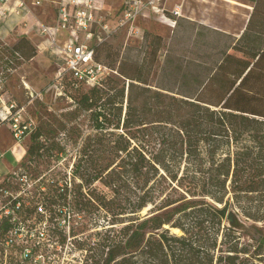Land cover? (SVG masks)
Here are the masks:
<instances>
[{"label": "trees", "instance_id": "16d2710c", "mask_svg": "<svg viewBox=\"0 0 264 264\" xmlns=\"http://www.w3.org/2000/svg\"><path fill=\"white\" fill-rule=\"evenodd\" d=\"M248 1L243 30L218 57L170 70L167 57L162 76L172 85L150 80L160 34L145 31L146 60L118 65L107 42L94 44L116 73L71 95L91 129L72 169L82 186L51 182L52 198L39 201L51 221L55 206L68 207V235L82 228V264H264V0ZM6 49L23 60L37 53L26 36ZM44 134L36 126L25 154H42ZM59 226L52 232L64 245ZM249 226L258 236L244 240Z\"/></svg>", "mask_w": 264, "mask_h": 264}, {"label": "rangeland", "instance_id": "374dc122", "mask_svg": "<svg viewBox=\"0 0 264 264\" xmlns=\"http://www.w3.org/2000/svg\"><path fill=\"white\" fill-rule=\"evenodd\" d=\"M176 1L181 4L185 2L184 13L190 19L184 17L183 20L178 24L175 23L172 27L159 16H152L147 23L145 18H141L140 21L136 20V34L128 35L125 28H120L104 40L111 46L112 51L118 53V60L114 61L115 65L119 64L121 58L133 61L146 60L147 54L150 55L148 43L151 37L145 31L160 34L163 40L155 56L154 69L150 80L155 84L172 85L174 82L172 74L165 73L162 76V68L167 57L174 61L171 66L168 67L167 65L169 70L177 62H182L183 67H192L193 63L187 65V61L195 63L200 58L213 59L218 57L219 50L223 48L225 43L237 36L235 33H238L246 18L247 8L229 4L225 0ZM18 2L19 0L15 3L18 4ZM13 7L17 8V6ZM201 19L205 20L206 23L215 25L218 29L212 28L208 24V26L202 24L204 28H201V23L198 22ZM221 28L227 31H223ZM24 30L19 31L18 35L36 36L34 30L30 27ZM95 31L99 33L97 27ZM16 36L7 34L2 41L14 43L17 41L15 40ZM30 41L32 43H34L33 41L39 42V39L33 37V40ZM103 55L101 53L100 58L102 62L107 64V60ZM59 67L60 64L56 62L54 54L49 49L42 50L38 45L36 55L29 60H23L15 72L10 75L6 87L9 96L15 97L20 103L25 104L23 117H32L36 126L43 128L44 137H48L46 141L43 140L46 147L41 155L29 156L25 154L22 158L23 166L27 169V172L36 178L34 180L32 177L34 180L33 185L26 188L25 192L28 195L26 197L40 201L47 196L52 198L51 193L47 192V186L51 182L57 181V184L63 185L66 181L69 182V187L70 184L76 185V187L79 184L82 186L80 177L72 175V169L77 161L81 159L82 162V133L86 134L91 131L88 125L87 113L82 112L80 108H75L73 103L66 97L57 95L56 88L52 83L54 73ZM23 81L29 84V90L24 87ZM31 90L34 93L41 91V94L38 96L34 94L31 100L28 92ZM13 142L7 129L1 128L0 148H7ZM56 142V145H52ZM30 143V136H25L22 141L24 148L26 149ZM12 148L11 146L9 149ZM25 149H22V151ZM18 150L21 149L8 150L3 155L0 165L12 170L19 161L15 155ZM16 187L18 186L16 185ZM150 207L143 209L141 214H145ZM56 213H60L59 216ZM69 213L68 207L55 206V215L57 216L52 221L50 220L53 225L58 223L59 227L63 229V233L66 234L65 247L62 245L61 248H57L53 252L56 264H82L85 253L82 251V228H75V232L80 231L76 235H68L71 226V221H67ZM64 217H66V221ZM74 218L75 223L82 220L81 216H75ZM246 231L244 240L250 239L251 236L255 238L258 236L257 231L251 226ZM56 237L58 238V236ZM73 238L78 239L79 243L74 244Z\"/></svg>", "mask_w": 264, "mask_h": 264}, {"label": "built area", "instance_id": "2783aa9c", "mask_svg": "<svg viewBox=\"0 0 264 264\" xmlns=\"http://www.w3.org/2000/svg\"><path fill=\"white\" fill-rule=\"evenodd\" d=\"M6 1L0 2V17L10 13L23 17L30 13L21 0L14 4L17 8L3 6ZM55 4L54 24L38 22V33L45 36V48L60 64L52 83L56 93L70 101L74 90L100 86L104 76L116 73L114 68L97 60L95 43L106 40L120 28H125L128 35L136 34V20L145 11H151L172 27L182 15L180 5L168 11L162 6V0H123L117 18L105 10V0H56ZM0 40V129H7L14 148L22 144L25 136H30L36 124L32 117H23L25 104L9 96L6 88L10 75L23 62V57L16 50L13 54L9 49L3 53V47L12 43ZM23 84L30 89L26 81ZM28 92L31 100L34 94H41V91ZM10 147L0 149V162L8 150H14ZM25 150L15 152L19 161L12 170L0 165V264H56L53 252L62 245L52 232V210L40 204V200L26 197V188L32 186L36 178L22 169Z\"/></svg>", "mask_w": 264, "mask_h": 264}, {"label": "crops", "instance_id": "0c3cea01", "mask_svg": "<svg viewBox=\"0 0 264 264\" xmlns=\"http://www.w3.org/2000/svg\"><path fill=\"white\" fill-rule=\"evenodd\" d=\"M17 1L18 0H7L3 4V6L13 7L15 2H17ZM21 1H23L25 3V6L28 7V9L30 10L29 11L30 13H28L27 15H23V17L21 15L15 14V13H13V14L10 13L6 16L0 17V38L5 39L4 37H6L7 34L17 35L15 40H18L21 36H26L29 40H33V37H35V38L39 39V42L33 41L35 43V44L34 43L33 44L37 48L39 45L42 50L47 49V48H45L46 44H47L45 36H40L38 33V28H39L38 22L44 23L45 25L54 24L55 17H56V4H55L56 0H21ZM225 1H227L229 4H232V5H239V6H243V7L247 8L246 18L244 19L243 25L240 28V30L238 31V33H235V35L238 36L239 33L243 30L245 23L247 21L249 12L251 10V3L248 0L247 1L246 0H231V1L225 0ZM122 2H123V0H105L104 8L106 11L111 12V15L113 18H117V12L120 10ZM184 3L183 4L178 3L176 0H162V6L168 11L170 9H172L173 6L180 5L181 10H182V15L180 17H187L184 13ZM152 16H156V15L153 14L151 11H145L143 14H141L137 18V20L140 21L141 18H143V19L145 18L146 23H147V21L149 22V18H151ZM188 19H190V18H188ZM24 21H26V22H24ZM198 22H200L201 24H203L205 26L209 25L212 28L218 29V27H216L215 25L206 23V21L203 19L198 20ZM27 27H30V29H33L36 36L30 37V36H27L25 34L18 35L19 31H22V29L26 30ZM221 30L227 31V30L222 29V28H221ZM54 62H55V60H54ZM56 62L58 63L57 58H56ZM55 73H54V75H55ZM7 148H8V146H7ZM0 149H6V148H0ZM14 149H25V148H24L23 144L20 143L19 146H18V144L15 145Z\"/></svg>", "mask_w": 264, "mask_h": 264}, {"label": "bare ground", "instance_id": "6f19581e", "mask_svg": "<svg viewBox=\"0 0 264 264\" xmlns=\"http://www.w3.org/2000/svg\"><path fill=\"white\" fill-rule=\"evenodd\" d=\"M145 208H146V207H145ZM145 208H144V209H145ZM174 230L177 231L176 229H174ZM178 231H179V230H178Z\"/></svg>", "mask_w": 264, "mask_h": 264}]
</instances>
